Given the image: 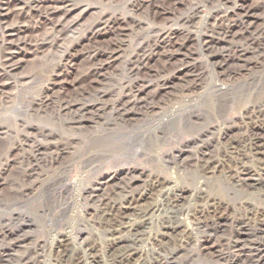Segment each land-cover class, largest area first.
Masks as SVG:
<instances>
[{
  "label": "rangeland",
  "instance_id": "obj_1",
  "mask_svg": "<svg viewBox=\"0 0 264 264\" xmlns=\"http://www.w3.org/2000/svg\"><path fill=\"white\" fill-rule=\"evenodd\" d=\"M8 1L0 0V6ZM29 1L25 0L24 2L26 9L24 16L30 15L26 16L29 19L32 17L31 21L27 23L28 28H31L30 31L34 33V36L31 35V40L34 41L33 39L35 38L44 39L46 45L41 46L39 51L37 50L38 48L36 50L35 48H28L29 52H26V54H24L25 51L23 52V56H21L22 62L17 66L14 74L10 76L9 85L6 86L5 93L8 94L0 102V264H59V260H61L63 255L68 254L73 248L77 249L73 243L74 240L67 235L68 231H64L65 228H61L58 232L56 244L50 254L48 252L42 258L36 253V248L42 246L47 238L44 231L47 225L46 217L53 209L51 207V191L46 183L49 157L43 150L40 155H37V162L31 161L30 163L32 164L23 162L22 168L26 172L30 171L34 165L38 166L36 173H32L29 178L23 177L24 180L19 178L22 174V168L21 170L19 169L21 167L19 166L20 162L16 161V159L19 160L22 154L28 157L31 153L30 145L21 146L22 143L25 145V141H29L26 136L31 137V140L34 137H39L38 141H43V144L47 142L44 136L36 133L37 129H44L48 132L59 134L58 136L64 139L69 138L78 144L81 140L82 143L84 140L86 141L83 144L88 146L90 150L77 155V158L72 163L65 164V167H69L68 182L76 181L81 174L87 176L84 172L96 177L100 176L101 173V175L108 177L114 176L119 172L124 177H116V182L113 181L114 185L112 184L114 187L109 190V198L116 201L119 206L120 218H116L117 215L114 216L113 213H110V216H105L108 214L105 213L104 217L99 220L98 216L102 212V207L99 206L98 202L92 203L91 205H94H90L91 208L90 206L87 208L89 210L87 225H85L87 230H85L86 227L80 225L82 227L80 228L86 232L83 235H77V240H79L77 242L81 244L87 238L90 239L91 243L94 242L95 244L91 245L93 249L87 250L88 252L81 254L82 256L72 258L70 264L122 263L131 250H123L118 245L128 240L127 235L131 224L138 222V217L141 213L149 206L159 202L160 196L167 190V187H165L161 189V193H158V183H167L175 176L171 171L168 172L165 166H161V163L153 162L152 155L127 163L130 165H126V162L116 165L115 161L107 159L96 161L97 163L94 162L93 165L84 163L97 143L99 136L95 132L102 131V123L91 121L92 123L88 122L85 124L86 128L84 130L71 132L61 125L65 118L61 119L56 116L57 109L60 108L59 102H74L79 99L77 94L84 91L85 94L87 93L91 96L82 100L81 103L84 105L87 103L86 106H89L88 108L92 111L98 109L101 105L106 106L110 110L111 106L119 99H122L121 103L125 99H129V95L132 96L130 97L131 99L139 95L142 100L147 102L154 99L156 100L154 103L158 105L160 97L173 95L177 90H182L183 87H196L203 80L205 83L209 82V84L216 83L217 79L222 75H227V77L232 75L233 82L238 83L236 85L244 83L239 86L240 88L237 86L238 89H235L233 105L231 104L232 106H230L233 108L226 114V126L231 128L232 132L222 138V146L224 145L228 150V158H219V166L223 167L225 164L227 168L223 169V171L215 170L213 173H206L205 179H203L206 187L203 183L197 184V187L203 192L206 191L208 186L211 190V197L207 201L205 199L197 200L190 205L188 204L189 202L184 201L165 205V213L158 217L157 220L155 219L158 226L153 228L149 238L142 240L139 246H142L144 248L143 251L149 254V258L145 260L146 262L148 259L153 262L157 259L159 261L160 251L168 252L170 249H175L180 245H186L188 237L194 234L192 228L199 221H203L206 215L211 218H215L218 215L228 217L226 225L221 228L219 226L216 229L213 228L205 234L207 237L209 235L208 238H211L212 242L224 239L227 242L230 239H235L234 231H236L237 224H240L239 220L245 223V227L248 230L238 235L243 239L249 236L248 232L251 228L264 224V189L257 186L255 188L245 186L234 192L229 188L231 181L238 177L239 179L246 178L245 180L248 179L252 182H264V164L259 161L264 158V131H262L264 129V6L259 7L260 9L255 11V17H247L246 20L240 12L232 9L237 3L240 4L241 0H229L225 6L219 3L220 0L215 3H211L210 0H76L75 5L79 4L78 10L72 13L71 17H73L69 18V21H73L76 18L78 19V24L65 33L64 36H61L60 41H57L58 35L52 33L51 29L53 27L50 25L35 27V22L39 21L37 18L40 15L42 16V14L34 12ZM260 2H264V0H255L253 2L246 0L245 6L255 4V7ZM10 3V5H13L14 1L10 0ZM224 7L230 9L227 10L228 13L226 20H223L224 23L218 22L219 20L216 21L218 24H222V27L219 25L221 27L219 31L213 26L217 23L210 17L214 11ZM82 11H84L83 14H81ZM21 21L24 20L21 19ZM29 23L33 24L30 25ZM111 24L115 25L114 29H111L110 34L104 33L103 30L105 32L109 30ZM248 25L250 26L248 27ZM48 27L49 29H46ZM92 35L96 37L98 48L108 49L107 53H112V65L108 67L109 64H104L100 83L91 82L89 77L82 78V81L78 82V79L89 68V63L85 59L80 58L81 53L84 55L87 52H93L95 49L89 43ZM187 35L191 36V40L186 42L184 52L192 54V59L186 66L189 74L180 77L181 72H183L180 71L182 62L179 59H172L170 54L188 37ZM206 39L214 42L213 49L210 52L203 51V46L201 47ZM4 42L5 38L0 26V47H2ZM115 48L117 49L116 52ZM68 51L70 56H73L71 59V61L73 60V65L69 68L73 69L70 71L67 68L68 74L64 78L67 83L59 86L52 75L65 64V58L63 57L68 54ZM31 52L34 54H31ZM238 52H244V56L240 60H238ZM179 62L180 65H178ZM101 64H97L100 65L97 66L98 69L101 68ZM208 79L211 80L208 81ZM202 90V87L198 88L195 95H198ZM209 91L199 101V106L203 107L200 108L204 109L205 107L204 111L210 109L209 106L212 105L210 103L211 96L208 95L211 94ZM87 94L86 96H88ZM241 100L247 101L240 102ZM146 104L150 105V103ZM158 106L162 107L160 104ZM159 107L154 108L159 109ZM143 113L145 111L139 114L143 115ZM148 116L152 117L150 114L146 115V117ZM211 120L213 121L214 119L212 118L209 121ZM259 128H261L263 142L256 149L252 142L247 143L246 141L250 130L254 131ZM90 131L91 133H89ZM128 131L127 129L126 131L118 132L113 138L118 141V144L122 143V141L125 142L127 141L126 134ZM240 134L242 136L245 135L241 141L243 145L240 148V151L244 154L243 157L235 155V150L230 146L232 140L236 139ZM89 138L92 139L90 140ZM91 141L95 142L91 144ZM170 146L163 148L162 158L168 156L170 149L178 147L177 145L173 147V144ZM12 147L14 150L9 152ZM71 148L75 147L72 146ZM69 152L71 153V151ZM5 158H9L10 163H6L7 159ZM84 158L87 159L85 160ZM12 161L16 162L13 163ZM95 176L93 179L96 178ZM184 178L183 181H180L181 184L179 186L183 185V187H186L197 182L194 174L185 175ZM127 183L131 184V189L123 191L122 188ZM155 186H157L156 192L151 194L149 192L150 188L153 190ZM57 188L60 189L61 187L58 185ZM12 189L22 191V204L2 202L3 194H11ZM137 197L141 200L128 203L129 199L132 200ZM220 204L222 205L221 207ZM233 204L237 213L228 211L229 207L233 208ZM83 205H86V202H83ZM46 209H49L50 212L45 213L44 210ZM225 209L227 211L224 213ZM105 210H108V208L106 207ZM180 210H184L183 213L176 215L182 224L177 228L180 233L176 236L169 235L170 231L167 228L170 223L169 217L172 218L175 216L176 211ZM17 213L21 214V220L16 221L13 218ZM105 217L108 219L116 218L115 225H117L114 230H110L112 233L110 236L114 233L112 237L105 238L106 236L103 235L101 224L105 221ZM61 220L64 222V227L72 221L68 214H63ZM202 237L204 236L201 235L200 238ZM248 238V243L254 247H264V239L261 237L249 236ZM197 247H193L190 250L191 253L189 252L190 255L188 254L187 258L184 257L175 262V264H189L191 263V257H194V260H196V257L200 259V251ZM112 248L115 249L114 252L110 257L106 256L105 252ZM135 258L132 264L144 263V258ZM200 262L202 261L200 260Z\"/></svg>",
  "mask_w": 264,
  "mask_h": 264
},
{
  "label": "bare ground",
  "instance_id": "obj_2",
  "mask_svg": "<svg viewBox=\"0 0 264 264\" xmlns=\"http://www.w3.org/2000/svg\"><path fill=\"white\" fill-rule=\"evenodd\" d=\"M13 1H14L13 5H10L11 3L9 0L7 3L5 2L4 5L0 6V26L2 27V33L5 38L4 44L2 45V47H0V102L2 101L3 98H6V94H8L5 93L6 86L9 85L10 76L14 74V72L17 69V66L20 64V62H22L21 56H23V52L25 51L24 54H26V52H29L28 48H35V50L36 48H38L37 50L39 51L41 46L46 45V41L44 39H38L34 37L35 38L33 39L34 41L31 40V35H33L34 33L30 31L31 28L30 29L28 28L27 23L31 21L32 17L29 19L26 16H30V15L24 16L26 10L24 7L25 0H13ZM75 1L76 0H30L29 4L32 5L31 6L32 10L38 14H42V16L40 15L37 18V20L39 21L35 22V27L50 25L51 27H53L51 29L52 33H56L58 35L56 40L60 41L61 36H64L65 33L70 31L73 27H75L78 24L77 23L78 19L76 18L75 19L73 18L74 19L73 21L72 20L69 21V18L73 17V16L71 17L72 13L78 10L79 4L75 5ZM216 1L217 0H210L211 3H215ZM251 1L253 2L255 0H251ZM228 2L229 0L219 1V3H222L223 6H225V4H227ZM245 2L246 0H241L240 2L241 5L237 3L236 5H234L232 9H234V11L240 12L242 17L246 20L247 17H253V16L255 17L256 14L255 11L260 9L259 7L264 6V2L258 3L255 7H254L255 4H251L250 6H245L246 5ZM228 9L230 8L224 7L223 9L216 10L212 13L210 18L214 19L215 22L217 20H219L218 22H223V20H226L225 18L227 16ZM83 12L84 11H82L81 14H83ZM21 19L24 20L25 22L21 21ZM218 22H216L217 24L213 26L220 31L222 24H218ZM29 24L32 25L33 23H29ZM219 25L221 27H219ZM114 26H115L114 24H111L109 30H106V32L105 30H103L104 33L110 34V32L114 29ZM249 26L250 25H248V27ZM46 29H49V27ZM89 40H90L89 43H91V45L95 49L91 53H88L87 51L86 54L83 53L84 55H82L81 53L80 58L85 59V61L89 63V68H87L88 70L80 78L77 75V77L79 78L78 82H81L82 78L89 77L91 79V82L100 83V80L103 76L102 73L105 66L104 64L106 65L109 64L108 67L112 65V53H107L108 49L103 50L101 48H98L97 46L98 43L96 41L95 36L93 35L92 37L90 36ZM190 40H191V36L189 35L180 45L177 46L174 52L170 54L172 59H179V61L182 62V65L180 66L181 67L180 71L183 72H181L182 74L179 73L180 77H184L189 74V71H187L186 66L190 61V59H192L191 58L192 54H190L189 51H188L189 54L185 53L184 47H186V42ZM207 40L208 39L204 41L201 47L203 46L202 48L203 51L210 52L213 49L214 42L213 40L211 41H207ZM116 51L117 49L115 48V52ZM31 54L34 53L31 52ZM238 54H237L238 60L243 58L244 52H238ZM72 57L70 56V52L68 51V54L65 55V57H63L65 58V64L62 65V68L59 69V71L54 72L52 75L53 77H55L56 79L55 81L59 86H62V84L67 83L66 79L64 78L68 74L67 68L73 65V60L71 61ZM98 63L99 64L102 63L101 68L99 69L97 67L100 66L97 65ZM178 65H180V62ZM72 69L73 68H69L70 71H72ZM210 80L208 79V81ZM236 84L238 83L233 82L232 75L230 77L229 76L227 77V75H222L220 78L217 79L216 83L214 82L209 84V82L205 83L203 80L200 81L199 85H197L196 87L195 86L194 87L190 86L185 88L181 87L182 90L181 89L177 90L175 93H173V95L163 98L160 97V99L158 97L159 104L162 106L161 108L158 106L159 104L157 105V103H154L156 101L154 99H152V101L150 102H147L146 100H142V98H140L139 95L135 96L133 99H131L130 97L132 96L129 95L128 96L129 99H125V101L122 103H121L122 99H119L117 102L115 101L116 103L113 106H111L110 110L106 106L101 105V107H99L98 109L91 111L90 108H88L89 106H86L87 103L86 105L81 103L82 100H84L85 98H89L91 96L88 95L87 93L86 94L88 96H86L85 91L78 93L77 97L79 99L76 98L77 100H75L74 102L72 101L59 102L60 108L57 109L58 112L56 116L61 119L65 118L64 122L61 123V125L65 127V129H68L71 132L78 131L81 129L84 130V128H86L85 124L91 121H97L99 123H102L103 125L102 131L100 130V132H95L98 134L97 136H99L97 143L95 144V147L92 146L93 151L91 155L88 157V159L86 158L87 159L86 160L84 158L86 160L84 163L88 165H93L94 162L96 161L98 162L100 160L107 159V160L115 161L116 165H121L125 162L126 165H130L127 163L135 162L141 159L142 157L152 155L153 162L161 163L160 165L165 166L168 172L171 171L172 174H175V176L172 177L170 181H168L167 183L165 182L158 183V188H159L158 193H161L160 191L162 188L167 187V190L164 193L162 192L163 194L160 196L159 202L145 209L143 213H141V215L138 217L139 219L138 222L131 224V226L129 225L130 229L127 235L128 240L123 241V243H121V245L118 246H120V248L123 250L130 249L131 251L129 252L127 258L126 259L124 258L125 260L122 263L119 262L118 264H132L133 261L136 259L135 257H137V259L144 258L143 264H175V262H177L178 260L184 257L187 258L188 254L190 255L191 253L190 250L193 247H197V246H198L197 248H199L200 251V259L199 257H196V260H194L193 259L194 257H191L190 258L191 263L189 264H195V262H197V264H264V247L262 248L261 246H256L257 247L256 248L250 243H248L249 236L250 237L259 236L262 239H264V224L256 228H251L248 232L249 236L244 239L240 238L238 235H241L247 232L248 230L245 227V223H243L240 220H239L240 224H237L236 231H234L235 239H230L227 242L224 241L225 239L219 240L217 242H212V239L208 238L209 235L208 237L205 235L207 234L208 231H211L213 228L216 229V227L218 226L221 228L222 226L227 224L228 217L223 215H218L215 218L207 217L206 215L203 221H199L197 225H194V227L192 228V232L194 234L193 236L188 237L185 243L186 245L183 246L180 245L181 247L179 246L175 249H170L168 252L160 251L159 261L157 259L156 261L153 262L148 259L146 262L145 260L149 258V254L146 251H143L144 248H142V246H139L142 240L149 238L151 234L150 232L153 230V228L158 226L157 221H155V219L157 220L158 217H160L162 214L165 213V209H164L165 205L176 204V202L178 201L189 202L188 204L190 205L192 202H195L197 200L205 199L207 201L211 197L210 196L211 190L209 189L208 186L206 188V191L203 192L201 191V189L197 187V184L199 185L203 183V185L206 187V183L203 180L205 179L204 176L206 173L209 172L213 173L215 170L223 171V169L227 168L225 164L223 165V167L219 166L220 164L219 158L222 157L224 159L225 157L228 156V150L225 148L224 145L222 146L223 144L222 138H224V136H227L229 135L230 132H232V129L226 126L227 125L226 114L231 110V108H233L230 106L233 105L232 101H233V93L235 89H238L237 86L239 87L244 83H241L239 85ZM200 87L203 88L202 92H200L198 95H195L196 90ZM91 90L93 91V89ZM208 90H210L209 92H211V94L208 95L211 96L210 103L212 105L209 106L210 109L208 110L206 109V111H204L205 107L204 109H201L200 107L202 106H199V101L204 94L207 95L206 93ZM246 101L247 100L245 101L241 100L240 102H246ZM146 103H150V105ZM54 104H56V102H54ZM154 107H159V109H155ZM143 111H145V113H143V115L145 116L140 115L141 112ZM134 114H139L140 117L139 115H134ZM148 114H150L152 117L149 116L146 117V115ZM210 117H212L214 120L209 121L210 119H212ZM127 129L129 130L128 133L126 134L127 141L125 142L122 141V143L118 144L117 143L118 141L113 138L114 135L117 134L118 132L126 131ZM260 129L261 128L256 129L254 131L250 130L249 137H247L248 140L246 141L247 143L252 142L255 145L254 147H256V149L260 147V144L263 142V139L261 138ZM37 131L36 133L38 135L44 136L47 139V142L43 144V141H38L39 137H34L31 140V137L26 136L27 138L26 137L25 138L29 141H25V145L22 143L21 146L25 147L30 145L32 154L30 153L28 157L22 154L19 160L16 159V161L20 162L18 163L19 166H21L19 168L21 170L23 162H29V163L31 161L35 162L36 158L38 157L37 155H40V153L43 150L45 153H47L49 157L47 161V167L49 169H48V177L46 178V183L48 185V189L51 191V196H52L51 207L53 209L51 210V212L49 209L44 210L45 213L50 212L46 217L47 225L45 226V230H44L45 234L47 235L46 236L47 238L43 242L42 246L36 248V253L38 254L39 257L41 256L42 258L45 257V255H47L46 253L49 252L50 254V252L52 251L53 247L56 244V239L59 235L58 234L59 229L65 228L64 231H68L67 235L74 240L73 243L75 244L77 249L73 248V250H71L68 254L63 255L61 260H59L60 261L59 264H70L72 258H76V257L78 258L79 256H82L83 253L88 252L87 250L93 249L91 248V245L94 242L91 243L90 239L87 238L84 239V241L81 244H78L77 242L79 241L77 240L78 239L77 235L80 236L85 234L86 232L81 229L82 228L81 226L86 227L85 230H87V226H85L87 225V220H88L87 216L89 214V210L87 208L92 203L95 204L98 202L99 206L102 207V212H100V215L98 216L99 220L104 217L105 213H108L105 216H110V213L111 214L113 213L114 216L117 215L116 218L118 219L120 218V213L118 212L119 206L117 205L116 201H113L109 198V193H110L109 190L112 189V187H114L112 186V184L113 181L116 182V177H120L123 174L121 173L119 174V172H117L114 176L107 177L105 175H101L102 173L101 174L99 173L100 176L96 177L95 175L88 174V172H84L85 174H87V176L81 174L80 178L77 179L76 181L68 182L69 167H65V164L72 163V161H74L77 158V155L83 153L86 150H90L88 146L83 144L86 141L84 140V142L82 143L81 140V142L78 144L75 143L74 140H70L69 138L66 137H65L66 139H64L58 136L59 134L57 135L53 132H48L44 129L41 130L37 129ZM262 131H264V129ZM89 133H91V131ZM92 133L94 132L92 131ZM244 136L245 135L242 136L241 134L238 135V137L232 140L230 144V146L233 147L232 149L235 150V155L237 154L239 157L244 156V154H242V152L240 151V148L243 145L241 141L243 140ZM63 137H64V133H63ZM89 139L91 140L92 138ZM94 142L91 141L90 143L92 144ZM172 144L174 145L173 147H175V145H177L178 147L172 150L170 149L168 151V156L167 157L164 156V158H162L163 148L166 146H170ZM72 146H74L75 148L72 149L71 148ZM84 147H86V149H84ZM13 150L14 148L12 147L9 149V152H12ZM69 151H71V153ZM95 152L96 154H94ZM7 154L6 156H8ZM5 159H7L6 163H10L9 158H5ZM16 161H12V162L15 163ZM259 161L262 164H264V158L260 159ZM37 168L38 166L34 165L32 169L27 172L24 171L22 168V174L19 178H22L23 180L24 178H29L30 175L32 176V173L34 174L36 173ZM188 174L191 175L194 174V176L197 178V182L194 181L196 182L195 184H190L189 186L186 187H183V185L179 186L181 184L180 181H183L185 179L184 178L185 175ZM94 176L96 177L95 179H93ZM245 179H239L238 177L237 179L232 180L231 184H229L230 185L229 188L234 192H236L237 189L243 188L245 186L254 187V188L257 186L260 188L262 187L264 189V182L262 181L252 182L249 181L248 179L247 180ZM58 185L61 187L60 189L57 188ZM156 188L157 186H155L153 190L150 188L149 192H151V194L156 192ZM130 189H131L130 183H127L122 188L123 191ZM21 192L22 191H20L19 189H12L11 194L10 193L3 194L2 202L3 203L14 202V204L17 205L22 204L23 197ZM140 200L141 199L137 197L132 200L129 199L128 203L138 202ZM83 202H86V205H83ZM221 206L222 205L220 204V207ZM106 207L108 208V210H105ZM112 209L114 210L112 211ZM226 211L227 209H225L224 213ZM228 211L229 212L233 211L232 213H237L234 204H233V208L229 207ZM183 212L184 210L176 211L175 216H173L172 218L169 217L170 223L167 227L170 231L169 235L176 236L180 233L179 230H177V228L182 224L180 223L176 215ZM63 214H68V216L72 220L70 224L66 225V227H64L63 225L64 222L61 220ZM13 218L16 221H18L22 219V216L20 213H17L14 215ZM115 219H108L107 217H105V221L103 222V224H101V229H103V233H104L103 235L106 236L105 238L112 237L114 235L113 233V235L110 236L112 234L110 230L112 229L114 230V227L117 225V224L115 225L116 223ZM77 224H79V226H77ZM201 235H203L204 237L200 238ZM199 239H201L202 241L200 240L201 241L200 242ZM114 250H115L114 248L110 249L109 251L106 250L107 252H105V255L110 257L111 254L114 252ZM166 253H168V255H166ZM74 254H76L75 257H73ZM132 254L134 255L128 258ZM200 260L202 262H200Z\"/></svg>",
  "mask_w": 264,
  "mask_h": 264
}]
</instances>
